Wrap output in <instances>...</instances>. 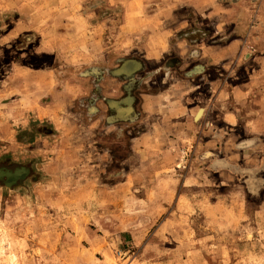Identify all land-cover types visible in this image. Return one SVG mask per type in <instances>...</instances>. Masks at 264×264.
Segmentation results:
<instances>
[{
    "label": "rangeland",
    "instance_id": "rangeland-1",
    "mask_svg": "<svg viewBox=\"0 0 264 264\" xmlns=\"http://www.w3.org/2000/svg\"><path fill=\"white\" fill-rule=\"evenodd\" d=\"M212 1L0 0V166L29 171L0 180V264H264V0ZM232 41L178 85L188 50ZM126 60L150 78L120 80L119 120L95 77Z\"/></svg>",
    "mask_w": 264,
    "mask_h": 264
},
{
    "label": "crops",
    "instance_id": "crops-1",
    "mask_svg": "<svg viewBox=\"0 0 264 264\" xmlns=\"http://www.w3.org/2000/svg\"><path fill=\"white\" fill-rule=\"evenodd\" d=\"M170 1L172 2L173 0H170ZM178 1H180L182 3H186L196 13H205L206 10H209L210 8H212L211 3L213 2L212 0H178ZM162 21H164V20H162ZM166 29H168V27H166ZM237 43H238L237 41H232V43H229V44H227L225 46H220V47L204 46L203 48L200 47L201 45H197V47H198L197 51L188 50L187 51V57L191 58L193 63L196 60H199V62L198 63L196 62V63L192 64L190 67L186 68L185 77L187 78V80H183L182 79L178 83V85H180L182 88L185 87L186 85H187L186 88L190 87V83H189L190 80L194 82V77L196 75V72H195L196 66H198L202 70L201 74H199V73H197V74L202 76V78L205 79V80H207L206 78H208L210 76L208 70L214 69L215 71L220 72L222 68H219V67L223 66V64H222L223 61H225L227 59V57L231 56L233 53H235L237 51V49L239 47ZM191 52H195L194 56L193 55L190 56ZM112 53L114 55L115 54L116 55H120L122 52H114V51H112ZM149 53L151 55H153V56H160L163 53V51H161L160 49L156 48L155 51H153V49H152V52H149ZM143 57L147 58L148 56L144 54ZM183 67L184 66L181 65V63L178 61L177 64H175L173 66V70L177 69L176 72H175L177 74V71L180 70V69H183ZM216 67H218L220 70L216 69ZM141 69H142V67L140 65V68L138 70L134 71L133 75L135 77L139 76V78H141V79L150 78L149 74L147 73V71L144 68H143L142 71H141ZM98 71H99L98 72L99 75H96V77H95L96 87H99L98 83L100 81L105 80L107 78V79H110V81L119 82L121 84V88H122V90H123V92L125 94L123 98H120V100L112 101V104L114 105V107L112 108L113 112H111V110L108 109L107 115L108 116H112V117L116 116V118L119 119V120L122 119V118L126 119V117H128V115L130 114V113L127 112L126 109H128V107H131L132 104L130 103V105H128L125 102V100H126V93H125L126 84H125V82H123V81L121 82L120 81V80H125V78H121V77L117 78V77L113 76V74H112L113 73L112 72L113 69H111V71L109 72L108 75H105L104 72H102V70H98ZM190 73H192V74H190ZM214 76H213V78H216ZM218 77L219 78L216 81L213 80V79H209L208 80L209 90H212L214 88L215 89L218 88L216 94L214 95L215 98H214V101H213V104H212L213 107H216L217 105H219V102L221 104V102L225 101V99H226V96H225L224 92L222 91L223 89H221V86H220V83H221V80H222V79H220V74L218 75ZM116 78L119 79V80H117ZM125 81H127V83H128V80H125ZM261 83L262 82H259L258 84L261 85ZM258 84H256V85H258ZM178 85L174 86V87L178 88L179 87ZM192 87L195 88V84H193ZM233 88L234 89L232 91V94H233L232 97H234L235 99H238L239 101L244 100L248 96V93L250 92V87L244 88L243 86H240V85H233ZM107 100L108 99H106L105 101L107 102ZM117 111H119V112L121 111V115H122L121 118L118 117ZM38 118H40V117H38ZM220 119H221V121L223 123H225L228 126V128H230L232 126H235L237 124L236 117L233 114L228 113V112H222Z\"/></svg>",
    "mask_w": 264,
    "mask_h": 264
},
{
    "label": "bare ground",
    "instance_id": "bare-ground-1",
    "mask_svg": "<svg viewBox=\"0 0 264 264\" xmlns=\"http://www.w3.org/2000/svg\"><path fill=\"white\" fill-rule=\"evenodd\" d=\"M136 67H137V65H136L134 62L129 61V62L125 63V64L121 67V70H122V71H120V72H123V71H124V72H128L129 70L134 69V68H136ZM115 74H118V73L115 72ZM129 74H130V73H129ZM118 75H119V74H118ZM115 113H116V112H115ZM202 113H203V110H200V111L197 113L196 118L198 119L199 117H201ZM120 115H121V114H120ZM15 169H17V167H16ZM3 170H4V171H3ZM6 171H7L8 173H7ZM11 171H13V170H11V169H9V168H3V167L0 168V179H2L4 185H5V186H8V187L13 186L16 182L20 181V179L22 180V179L25 177V175L27 174V173H26V170H24V169L19 170V171H17L16 173H11ZM1 176H2V177H1ZM3 178H4V179H3ZM13 183H14V184H13Z\"/></svg>",
    "mask_w": 264,
    "mask_h": 264
},
{
    "label": "trees",
    "instance_id": "trees-1",
    "mask_svg": "<svg viewBox=\"0 0 264 264\" xmlns=\"http://www.w3.org/2000/svg\"><path fill=\"white\" fill-rule=\"evenodd\" d=\"M126 61H130V60H126ZM126 61H124V63L121 64L118 68H116L115 70H113L112 71L113 72L112 74H114L115 77L118 76V77H121V78H127L129 80V83L132 84L131 82L134 81L133 80V76H134L133 75V72L136 71V70H138L140 68V64L139 63H138L139 67L136 70H134L132 73L128 74V75H126V74H119V75L118 74H115V72L118 69H120L125 64ZM130 84L129 85H126V87H125L126 88V91H129ZM126 98H130L131 99V102L133 101V99H132V97L130 95L126 96Z\"/></svg>",
    "mask_w": 264,
    "mask_h": 264
},
{
    "label": "flooded vegetation",
    "instance_id": "flooded-vegetation-1",
    "mask_svg": "<svg viewBox=\"0 0 264 264\" xmlns=\"http://www.w3.org/2000/svg\"><path fill=\"white\" fill-rule=\"evenodd\" d=\"M1 167H3V168H9V169H11V170H14L16 167H14V168H10V167H6V166H0V168ZM17 168H23V167H17ZM26 171H27V174L25 175V177L22 179V180H24L28 175H29V171H28V169L27 168H24ZM4 179V178H3ZM1 181H2V184H4L3 183V180L2 179H0ZM21 181V180H20ZM17 183V182H16ZM15 183V184H16Z\"/></svg>",
    "mask_w": 264,
    "mask_h": 264
}]
</instances>
